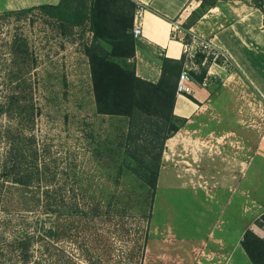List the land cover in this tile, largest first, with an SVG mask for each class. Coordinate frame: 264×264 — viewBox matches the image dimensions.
Instances as JSON below:
<instances>
[{"label":"rangeland","instance_id":"1","mask_svg":"<svg viewBox=\"0 0 264 264\" xmlns=\"http://www.w3.org/2000/svg\"><path fill=\"white\" fill-rule=\"evenodd\" d=\"M213 1L253 6L252 0H193L191 6L198 4L196 10L204 3L207 8ZM88 3L69 0L62 8V14L82 20L81 25L71 23L67 32L58 27L57 17L44 10L9 16L0 12V101L10 87L4 72L21 67L12 61L13 41L27 38L33 65L29 93L38 113L29 131L44 149L43 160L57 174L50 176L49 184L63 186L67 198L74 195V188L82 202L96 197L105 206L102 214L107 209L108 215L15 214L7 232L0 227V248L17 252L12 242L32 234L31 251L37 264H223L248 228L264 237V228L255 224L264 213V145L257 143L264 136V110L241 86L222 82L219 95L216 92L220 101L213 110L218 116L209 119L206 110L187 122L171 145L166 143L151 217L139 213L136 206L129 207L126 215H115L108 208L118 196L112 193L114 186L138 190L140 182L129 172L117 170L119 164L111 156L121 148L128 119L96 110L85 54V46L93 39ZM193 11L181 17L182 25L186 26ZM186 37L190 40L189 33ZM229 97L233 113L225 111L224 99ZM235 116L241 123L236 124ZM8 126L18 129L22 124L0 115L2 151ZM215 129L218 132L211 136ZM230 129L243 134L235 136ZM218 142L227 149L218 152ZM90 183H102L105 193H93L95 186L87 187ZM6 216L0 209V226ZM56 224L61 237H42L45 229Z\"/></svg>","mask_w":264,"mask_h":264},{"label":"trees","instance_id":"2","mask_svg":"<svg viewBox=\"0 0 264 264\" xmlns=\"http://www.w3.org/2000/svg\"><path fill=\"white\" fill-rule=\"evenodd\" d=\"M68 2L69 0H61L58 4L9 10L4 14L21 15L35 9L44 10L49 16L57 17L60 21L58 27L62 32H67L71 23L82 24V20L77 17L62 14V8ZM88 4L87 18L91 23L93 39L85 46V54L91 67L96 110L98 114L128 119L127 132L119 142L121 148L112 151L114 155L111 156L119 164L117 170L122 174L129 172L140 182L138 190L135 187L120 189L114 186L112 193H118V196L113 200L114 206L109 203L108 208H112L110 211L113 210L115 215H126L129 207L136 206L139 213L146 214L149 218L153 211L166 143L188 122L187 118L174 112L177 81L184 68L185 56L180 60L164 57L162 77L157 83L139 77L136 73V39L133 33L137 2L89 0ZM215 5L216 2L213 1L206 8L202 3L192 12L186 26L182 25L183 28L187 30L193 27ZM252 5L264 12V0H252ZM185 39L189 41L187 37ZM11 53L13 64L21 67L4 72V78L8 80L10 87L0 101V115L14 121L17 119L22 126L18 129L8 126L2 136L6 142L3 151L0 150V209L7 216L0 227L7 232L13 221L10 217L15 214L59 215L67 211L75 215L82 212L91 218L108 215L107 209L102 214L105 206L101 207L102 201L96 197L82 202L75 194V188L72 190L74 195L67 198L63 193V186H50V176L55 178L57 174L43 160L44 149L38 146L37 137L29 131L35 126L38 113L29 93L32 90L28 75L33 65L27 38L17 37L11 46ZM205 58L206 54L198 53L196 61L200 65V72H191L199 82L203 81L212 62L208 59L203 65ZM87 187H94L93 193H105L106 190L102 183H90ZM121 202H124L123 206ZM255 224L264 228V213ZM51 236L61 237L58 224L45 229L44 236L42 235L45 239ZM34 240L35 235L32 234H27L21 240H14L11 246L17 252L11 249L6 252L7 250L0 248V264H37L38 260L31 251ZM241 243L253 264H264V237L253 228H248Z\"/></svg>","mask_w":264,"mask_h":264},{"label":"crops","instance_id":"3","mask_svg":"<svg viewBox=\"0 0 264 264\" xmlns=\"http://www.w3.org/2000/svg\"><path fill=\"white\" fill-rule=\"evenodd\" d=\"M60 1L0 0V12L43 4H58ZM135 1L144 7L140 20L143 34L136 39L137 75L157 83L163 73V58L180 60L184 56V68L189 66L194 68V73L200 72V65L197 63L196 57L186 52L185 42L172 37L173 24L182 22L181 17L185 13L188 17L191 11L198 7V4L192 7L193 0ZM193 28L202 38L211 39L213 45L226 54L229 63L211 62L202 82L194 78L192 94H177L175 114L187 118L188 123L206 110L207 118L217 117L218 114L213 110L220 101L217 96L221 90L219 92L217 90L222 82L225 83L224 85L235 83L237 87L241 86L247 94L254 97L258 106L264 110V12L247 4L221 2L212 7ZM224 101L225 111L233 113L234 106L232 107L230 104L232 98L229 97ZM240 121L238 116H235L236 124L241 123ZM216 132H218L216 129L212 130L211 136ZM230 132L235 136L239 133L240 136L243 134L238 129H230ZM220 134L219 136L222 137L219 138H223L224 135ZM250 136L254 137L253 131ZM172 138L168 140L167 145L172 144ZM257 143L264 145V136ZM224 148L227 149V146L219 144L218 152L221 153L225 150ZM255 231L261 235L257 230ZM261 236L263 237V235ZM241 242L242 239L233 245V249L223 264H253ZM224 244L227 245V243Z\"/></svg>","mask_w":264,"mask_h":264},{"label":"built area","instance_id":"4","mask_svg":"<svg viewBox=\"0 0 264 264\" xmlns=\"http://www.w3.org/2000/svg\"><path fill=\"white\" fill-rule=\"evenodd\" d=\"M137 4L138 8L135 14V23L133 30L135 39H138L143 34L142 24L140 20L143 16L144 7L139 2ZM186 32L190 35L189 41H186L185 39ZM172 37L183 40V42H185V50L189 55L196 57V55L200 52L206 54L207 56L203 61L204 64H206L208 59L212 60V62H222L224 60L223 63H228V61L226 60V54L219 50L215 45H213L211 39L202 38L200 34H198L194 30L193 27L185 30L182 26V22H175L173 24ZM193 70V67L186 66L181 71L177 81V94L189 95L193 93L192 84L194 81V77L191 74ZM204 84L206 85V82H204Z\"/></svg>","mask_w":264,"mask_h":264}]
</instances>
